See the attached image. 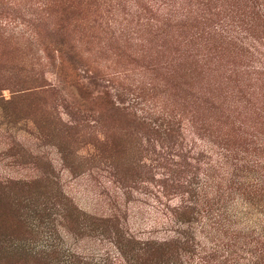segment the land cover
Segmentation results:
<instances>
[{"label":"rangeland","instance_id":"1","mask_svg":"<svg viewBox=\"0 0 264 264\" xmlns=\"http://www.w3.org/2000/svg\"><path fill=\"white\" fill-rule=\"evenodd\" d=\"M263 149L264 0H0V264H105L100 218L168 238L208 156Z\"/></svg>","mask_w":264,"mask_h":264},{"label":"trees","instance_id":"2","mask_svg":"<svg viewBox=\"0 0 264 264\" xmlns=\"http://www.w3.org/2000/svg\"><path fill=\"white\" fill-rule=\"evenodd\" d=\"M66 52L76 71L74 47H66ZM77 76L100 86L97 76L89 77L84 70ZM172 120L163 122L169 131L175 126ZM207 159L210 172L204 183L179 192L178 203L165 207L171 214L168 238H141L117 218L97 219L116 237L103 256L105 264H264V157L246 159L241 172L248 175L239 178L228 169L233 165L226 156Z\"/></svg>","mask_w":264,"mask_h":264}]
</instances>
